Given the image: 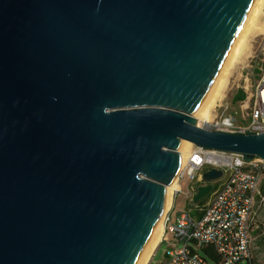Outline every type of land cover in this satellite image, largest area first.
Here are the masks:
<instances>
[{
  "label": "water",
  "instance_id": "water-1",
  "mask_svg": "<svg viewBox=\"0 0 264 264\" xmlns=\"http://www.w3.org/2000/svg\"><path fill=\"white\" fill-rule=\"evenodd\" d=\"M249 2L0 0V264H134L180 139L264 158L191 114Z\"/></svg>",
  "mask_w": 264,
  "mask_h": 264
},
{
  "label": "built area",
  "instance_id": "built-area-1",
  "mask_svg": "<svg viewBox=\"0 0 264 264\" xmlns=\"http://www.w3.org/2000/svg\"><path fill=\"white\" fill-rule=\"evenodd\" d=\"M248 79L244 72L243 80ZM242 96L236 106L230 108L227 101L217 103L218 111L210 120L201 124L209 129L226 131L264 130V71L255 80L252 90L242 85ZM208 167L221 169V174L210 181L211 188L193 202L191 195L196 185L204 183L201 172ZM187 174L191 179L187 198L192 207L179 211L173 222L167 223V211L163 217V230L158 241H166L162 264H211L207 256L200 253L209 246L215 253L216 264H239L252 257L251 225L256 195H264L259 184L264 177V158L252 156L244 159L238 152L215 148H204L191 144L183 164L176 174ZM176 188L173 189L171 200ZM189 211L193 214L190 215ZM170 231L173 239L166 237Z\"/></svg>",
  "mask_w": 264,
  "mask_h": 264
},
{
  "label": "rangeland",
  "instance_id": "rangeland-1",
  "mask_svg": "<svg viewBox=\"0 0 264 264\" xmlns=\"http://www.w3.org/2000/svg\"><path fill=\"white\" fill-rule=\"evenodd\" d=\"M252 17V20H250L245 26V33L242 35V39L237 48V52L234 54V58L232 57L233 59L228 63V67L224 69L225 72L222 71L224 76L222 77L221 74V84L213 91L215 94L213 93L214 96H211L213 99L207 110V120L213 118L215 113H217V103L227 101L230 108L235 107L237 102L234 96L238 91L242 90V85L246 83L247 90H249V88L252 90L255 80L261 75V72L264 71V0H261L257 11ZM245 71L248 72V79L244 81L243 76ZM192 116L197 124L202 123L203 119L198 118L197 120L194 115ZM191 144L192 143L190 142L189 147H191ZM190 182L191 179L185 173L179 177L176 191L173 194L172 205L168 212L169 220L167 223L173 222L179 211L192 207V205L189 204L186 194ZM189 214L192 215L193 212L189 211ZM165 234L168 239H173V235L170 231L166 230ZM165 246L166 241H160L158 245L154 247L145 264H162L164 260L163 251ZM199 251L201 254L207 256L211 264H216L203 250ZM250 251L252 257H264V245L260 240H257V237L255 244L253 242V247H251Z\"/></svg>",
  "mask_w": 264,
  "mask_h": 264
},
{
  "label": "bare ground",
  "instance_id": "bare-ground-1",
  "mask_svg": "<svg viewBox=\"0 0 264 264\" xmlns=\"http://www.w3.org/2000/svg\"><path fill=\"white\" fill-rule=\"evenodd\" d=\"M260 3H261V0H250L244 15H243L242 19L240 20V23H239L237 29L235 30L234 34L231 37V40L228 44V47L225 51V54H224V56H223V58L219 64L216 72L214 73L210 83L208 84V86L206 88L205 93L200 98L197 106L191 112V114L194 115L197 120H198V118H201L203 120L208 119V111L207 110L209 108V104H211L210 102L213 99V97L211 98V96L214 93L213 91L215 88H217L218 85L221 84L222 77L224 76L222 73L225 72L224 69L226 67H228V65H229L228 63L231 62L230 60L234 58V54H235V52H237V48H238L240 41L242 39V35L245 33L244 32L246 29L245 26H246V24H248V22H250V20H252V18H253L252 16L257 11ZM221 74H222V77H221ZM195 122H196V120H195ZM189 145H190V142L188 140H185V139H180L178 142V145L176 148L177 154L179 156L177 170L174 173L172 179L169 182L163 184V186L165 187V194H164V198L162 199V209H161L158 217H156V220H155V223L153 225L151 234L148 238H146L147 241L145 242L144 246L140 250L138 258L134 264H145L146 261L148 260L149 256H150V254L152 253L154 247L156 246V244L158 242V239H159L161 232L163 230V221L162 220L164 217V213L166 212L168 206L170 205L172 191L174 188L177 187L176 174H177V171H179L180 167L182 166L183 160L189 151V148H190Z\"/></svg>",
  "mask_w": 264,
  "mask_h": 264
},
{
  "label": "crops",
  "instance_id": "crops-1",
  "mask_svg": "<svg viewBox=\"0 0 264 264\" xmlns=\"http://www.w3.org/2000/svg\"><path fill=\"white\" fill-rule=\"evenodd\" d=\"M259 191L261 194L264 195V177H262L260 184H259ZM172 205V200H171ZM254 214H253V221L251 225V237H252V247L253 242L255 244V240H260V242L264 245V199L262 201L259 200V196L256 195L254 201ZM171 207H169L167 214ZM169 216V215H168ZM159 241L157 242L156 246L158 245Z\"/></svg>",
  "mask_w": 264,
  "mask_h": 264
},
{
  "label": "trees",
  "instance_id": "trees-1",
  "mask_svg": "<svg viewBox=\"0 0 264 264\" xmlns=\"http://www.w3.org/2000/svg\"><path fill=\"white\" fill-rule=\"evenodd\" d=\"M243 92L240 90L238 91L234 98L238 99L242 96ZM202 199H200L198 202H201ZM210 258L214 259L215 258V253L213 252V250L209 247V246H204L202 249ZM239 264H264V257L263 258H255V257H251L250 260L248 261H243Z\"/></svg>",
  "mask_w": 264,
  "mask_h": 264
}]
</instances>
